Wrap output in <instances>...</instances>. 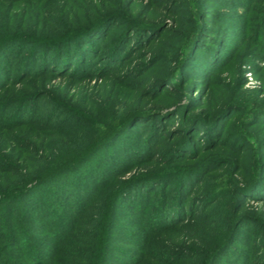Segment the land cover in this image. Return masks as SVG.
<instances>
[{
    "label": "trees",
    "instance_id": "1",
    "mask_svg": "<svg viewBox=\"0 0 264 264\" xmlns=\"http://www.w3.org/2000/svg\"><path fill=\"white\" fill-rule=\"evenodd\" d=\"M216 1L0 0V7L4 4L28 5L31 2L63 4L47 17L39 16L33 25L30 21H17L12 15L6 14V29L0 30V93L5 92L0 94V130L14 131L11 139L17 142L6 147L10 149L9 155H6L8 169L0 168L1 225L7 228L8 220L12 227L11 232L5 231L3 239L0 238V258L7 250L6 245L3 246L4 242L9 246H18L15 254L6 252L5 259L12 264H20L22 258L28 261L26 264H128V261L142 264L143 258H135L133 249L116 255L114 252L116 246L113 234L118 226L121 198L126 197V203H132L131 206L127 204L130 212H135L138 218L135 222L138 228L125 229V232L132 236L135 247H139L136 249L138 251L141 247L147 248L145 242L152 239L150 233L164 234L166 237L167 233L186 226L191 220L194 223L200 219V230L207 235L203 249L200 247L195 251L187 245H183V248L167 246L166 250L161 251L162 255L157 253L160 251H155L153 255L148 253L152 264H264L262 226L254 231L245 226L244 230H240L245 216L241 215L238 220L231 217L226 231L218 235L211 232L213 225L209 219L212 214L207 213L218 200H208L211 199L208 193L207 200L194 201L198 204L194 208L189 196L205 184L203 179L200 181L196 176L195 167H192L195 164L162 167L161 170L157 168L153 148L159 142L154 138L144 141L146 133L134 137L132 130H129L139 115L150 114L147 109L141 113L130 111L107 121V100L103 101L101 92L97 91L99 95H96V92L90 94L86 90L80 95L83 100L90 96L89 103L72 105L58 93L55 96L43 87L48 84L49 78L55 77L71 78L74 83L81 85L94 77L106 81L113 77L122 78L128 71L119 70L124 67H129L133 74L138 75L149 69H158V65L164 63L165 55L152 54L149 61L147 56L156 44L165 40L172 43L180 40V44L186 40L189 49H184L187 56L184 67L187 68L190 44H199L203 37L214 40V36H210L212 33H222V28L207 24L210 21L216 23L213 19L220 22V16L213 8ZM235 1L238 7L247 11V2ZM259 1L262 5H255ZM152 4H156V12L148 10ZM247 12L251 13L250 19L256 21L244 40L251 51L257 52L255 49H259L262 52L259 54L264 57V0H253ZM168 19L174 25L167 24ZM48 22L55 25L56 30H52L51 34L47 28L40 27L42 23L47 25ZM205 41L203 44L207 43ZM210 56L202 57L204 65L206 61L211 63ZM136 59H142L143 62L131 64ZM217 65L211 73L218 69ZM201 71L192 75L200 77L203 75ZM158 75L160 77L156 80L169 78L171 83L176 80L180 82L181 79L170 68L160 71ZM33 81L37 86L43 83V88L30 86ZM165 95L171 99L160 106L161 117L168 111L184 113L183 106H179L182 101L189 99L196 103L197 100L184 90ZM45 99L50 110L46 109L45 114L40 115V110L46 104L43 103ZM233 105V102L225 103L207 120L215 123ZM57 116L63 118L56 121ZM184 118L183 115V122L170 133L174 143L167 150L169 155H178L183 149H189L198 138L191 136L196 115ZM104 126L107 128L105 131ZM127 130L128 135L124 138ZM157 133H160V129ZM162 136L165 137V133ZM2 137L5 139L4 134ZM241 137V142L245 144L247 141L248 145L247 138ZM153 142L155 146L151 147ZM32 153L45 166H40L38 172L30 175L24 169L31 167ZM99 155L105 163L122 167L125 171L127 167L123 166L119 158L124 159L127 166L136 168V173L127 180H115L106 169L96 165ZM54 156L62 157L54 161ZM208 156L227 159L220 152ZM47 163L54 164L47 167ZM170 179L175 181L173 190L165 188L155 193L156 186H163ZM222 181L226 182L225 179ZM244 187V190L251 188L252 181L237 189L241 191ZM258 196L264 200L263 192ZM61 203L65 206L62 207ZM206 203V207L203 206ZM198 212L202 213L201 216H197ZM142 226L148 230L146 234L145 231H139ZM37 229L49 236L45 238L42 234L38 235L35 232ZM246 233L252 235L247 238ZM256 235L262 239L259 242L263 246L262 252L258 251V239L253 240ZM45 250L52 251L53 256L50 254L41 258ZM195 257H198L195 262L190 263Z\"/></svg>",
    "mask_w": 264,
    "mask_h": 264
},
{
    "label": "rangeland",
    "instance_id": "2",
    "mask_svg": "<svg viewBox=\"0 0 264 264\" xmlns=\"http://www.w3.org/2000/svg\"><path fill=\"white\" fill-rule=\"evenodd\" d=\"M243 1L247 2L246 8L248 11L253 0ZM144 3L145 1L142 4ZM61 5L63 4L60 2H57V5L56 3L51 4L48 2H31L28 5L20 6L11 4L1 5L0 18L2 21L0 22V30L6 29V14L12 15L17 21L20 19L30 21V24L33 25L35 21L37 22L39 16L47 17L50 12L61 8ZM237 5L238 3L235 0L216 1L213 8L217 11V16H220V22L217 19H213L216 23L210 21L207 24L222 28V33H212L213 35L210 36H214V40L203 37V40L199 44H190L191 49L188 53L190 58L187 68L184 67L187 61L184 49H189V45L185 43L186 40L181 41V44L180 40L175 43L165 40L156 44L152 48L153 51H150L151 54L147 56L149 61L152 58V54H164V63L158 65L160 68L149 69L142 75L133 74V71L128 69L129 67H124L119 70H128L126 72L130 75L126 76L127 74H125L122 78L120 76V78L113 77L107 81L94 77L89 82L77 85L71 78L60 79L55 77L49 78L46 85L41 83L42 86L44 85L43 87L49 89L54 95L58 93L62 99L67 103H72V105L89 103L90 96L83 100L80 95L83 92L88 91L90 94L96 92V95H99L97 91L101 92L103 94V101L107 100L105 102V107L107 108L106 115L108 113L107 121L119 118L130 111L137 110L138 113H141L148 110L150 114L139 115V118L136 117L138 118L137 121L131 125L132 127H129V130H132L134 137L143 136V133H146L147 137L144 138V141L146 138H154L159 142L153 148V151L155 150L154 162L158 163L157 168L159 167L160 170L162 167L176 168L183 164H195L192 166L195 167V174L200 178V181L203 179L205 184L202 189L197 190L189 198L193 201L194 208L195 205H198L194 201L207 200L208 193L211 196V199L208 200H218L213 207L207 210V213L211 212L212 214V218L209 219L213 225L211 232H216L218 235L226 231L227 222L231 217H236L238 220L241 215L245 216V219L240 225V230H244L243 226L249 228L251 231L257 230L258 226H262V230H264V200L258 196L261 192L264 193V57L260 55L262 52L259 49H255L258 50L257 52L251 51L249 44L244 40L245 35L251 32L253 23L256 20L250 19L251 13L243 11ZM255 5H262V3L260 1L255 2ZM136 8L134 7V9ZM148 10L156 12V4H152ZM253 15L252 13L251 17ZM44 24L42 23L40 27L47 28L49 34H51L52 30H56L53 23L48 22L47 25ZM167 24L174 25L172 20L169 19L167 20ZM204 40H207L205 41L207 43L203 44ZM208 56H210L211 63L209 64V61H206V65H204L202 57L207 58ZM140 62H143L142 59H136L131 64H139ZM216 63H218V69L211 73L215 69ZM168 68L173 70L174 73L176 72V75L181 78L180 82L176 80L175 83H171L169 78L156 80V78L160 77L158 73L165 69L168 70ZM198 70H203L201 71L203 75H200V77L193 76L192 73ZM29 85L35 86L38 89L43 88L42 86H37L35 81ZM178 90H184L192 94L193 98L197 99L196 103L187 99L179 105L183 106L184 113L180 112L177 114L174 111H168L165 116L161 117V114L159 116L160 106L171 99L165 97V94ZM3 93L5 94L4 91L0 94ZM98 99L101 100L100 97ZM228 102H233L234 104L228 112L221 119L215 121V123H209L208 117L214 116ZM43 103L46 104L40 110V115H44L46 109L50 110V107H47L46 99L43 100ZM94 108L97 107L94 106ZM183 115L185 117L184 120L188 116L196 115L191 136L198 138L194 140V144L190 145L189 149H183V152L178 155H175V153L169 155L167 150L174 143V139H172L173 137L170 133L183 122ZM61 118L63 116H57L55 120L59 121ZM198 122H200L199 125H197ZM103 129L105 131L107 129L106 126ZM158 129H160V133H157ZM129 130H127L124 138L128 135ZM164 133L165 137L162 136ZM3 134L5 135V139L2 137ZM13 134H15L14 131L4 132L0 130V157L4 158L0 159V168L2 170H6L9 167L6 163V155H9L10 149L6 147L17 144V142L11 139ZM7 135H9L8 139H6ZM241 135L247 138L249 146L247 145V141L245 144L241 142L240 138H243ZM218 140L220 141L219 146H217ZM152 146H155L154 142ZM253 151L255 152L254 154ZM219 152L224 154L227 159L222 160L219 157L212 158L208 156L209 154H217ZM111 155L116 158L114 154ZM57 156L52 157V160L56 161L62 157ZM99 158L96 165L99 168L106 169L108 174H111L115 180H127L136 173V168L127 166L124 159L119 158L123 166L127 167L125 171L122 167H113L111 164L105 163L106 161L104 162V158L101 155H99ZM30 159L31 167L24 169V172L30 175L38 172L40 166H45L38 162L36 154L32 153ZM203 162L204 164H202ZM52 164L54 163H47L46 166L49 167ZM142 173L146 172L142 171ZM21 176L18 178H21ZM224 179L226 182L222 181ZM251 181V188L244 190V187V191L237 189ZM169 184L170 186H168ZM165 188H167L166 190H173L175 188V181L170 179L163 186H156L154 188L156 189L155 193ZM50 189L51 187H49ZM121 202L122 206L119 218L117 219L118 226L113 234L116 246L115 255L124 250L133 249L135 251L133 252L135 258L139 256H141L139 257L140 259L143 258L142 264H152L151 258H148L147 254L153 255L157 251H160L157 253L161 254V251L166 250L167 246L183 248V245H187L189 247L192 246L191 248L195 251L200 249V247L201 249L205 247L207 235L202 234L200 230L201 220L198 219L194 223L191 220L186 226L167 233V235L165 234L166 237L164 234L150 233L152 239L148 243L145 242L147 248L141 247L139 251L136 250L139 247H135L132 236L128 232H125V229L136 230L137 225L135 222L138 218L135 216V212H130L127 204L131 206L132 203H126V197H122ZM208 203L203 206L206 207ZM201 204L202 202L199 203V207ZM61 206L65 205L61 203ZM188 209L190 210V208ZM66 210L67 212H72L71 210ZM197 214V216H201L202 213L198 212ZM256 220H259L260 223ZM7 224V228L3 227L0 217L1 239H3L5 231L11 232L12 230L11 223L8 220ZM149 226L150 228L152 227L151 225ZM40 230L37 229L35 232L38 235L42 234L45 238L49 236L48 233H44L42 230L41 233ZM139 231H145L144 233L146 234L148 230L142 226L139 228ZM250 235L252 234H245L247 238ZM262 238H264V233ZM257 239L258 243L262 242V239L258 238L257 235L253 237L254 241ZM5 245V249L7 250H5L4 256L0 258V264H12L11 261L7 262L5 259L6 252L15 254L18 246H9L3 242V246ZM259 246L258 251L262 252L263 246L260 243ZM36 247L40 248V246ZM50 254L53 256L52 251L45 250L41 254V258ZM197 258L195 257L190 263L195 262L194 260ZM21 260L20 264L28 262L23 258ZM128 264L134 263L128 261Z\"/></svg>",
    "mask_w": 264,
    "mask_h": 264
}]
</instances>
